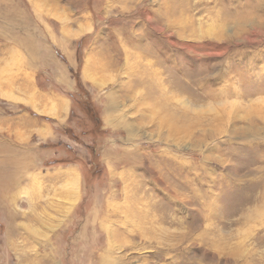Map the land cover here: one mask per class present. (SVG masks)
I'll use <instances>...</instances> for the list:
<instances>
[{"label": "rangeland", "instance_id": "1", "mask_svg": "<svg viewBox=\"0 0 264 264\" xmlns=\"http://www.w3.org/2000/svg\"><path fill=\"white\" fill-rule=\"evenodd\" d=\"M38 91L72 111L0 169V264H264V0H0V116L57 125Z\"/></svg>", "mask_w": 264, "mask_h": 264}, {"label": "crops", "instance_id": "2", "mask_svg": "<svg viewBox=\"0 0 264 264\" xmlns=\"http://www.w3.org/2000/svg\"><path fill=\"white\" fill-rule=\"evenodd\" d=\"M20 35L21 34H19L18 37ZM23 47L26 50H32L30 47ZM28 100H30L29 107L34 112H36V115L49 117L57 122V125H52L42 117L39 118L23 111L15 115L0 116V126H5V132L11 133L14 130L16 133H18L19 131L21 132L23 130L24 134L21 133L19 136L21 139L25 136L21 143L9 142L6 140L7 137H5V146L2 144V146L0 145V169L6 167V171L8 172L7 179L17 174V170L21 166V169H36V166L39 163L37 154L42 150L41 142L44 143L48 141H55V127H63L69 121L68 119L72 111L68 100H62L61 97L57 99V96L49 95L45 91L36 92ZM34 138L38 140L37 143H34ZM43 152L49 153L52 152V150L50 151L46 148L43 150ZM45 160L47 159L43 158V161ZM61 176L56 177L55 175V177L53 176V178H49V181L55 183L61 181L58 180L61 178ZM64 180L65 178L63 179V183L65 184L66 182Z\"/></svg>", "mask_w": 264, "mask_h": 264}, {"label": "bare ground", "instance_id": "3", "mask_svg": "<svg viewBox=\"0 0 264 264\" xmlns=\"http://www.w3.org/2000/svg\"><path fill=\"white\" fill-rule=\"evenodd\" d=\"M240 16V15H239ZM238 18V17H237ZM239 19V23L241 24V25H250L251 23H252V20H249V19H240V18H238ZM98 62V61H97ZM106 68V65H99L98 63H94L93 64V68L95 69V70H99L98 68ZM90 70V65L88 64L87 65V67H86V73H88V71ZM108 99H111V97H109ZM113 107V102H112V99H111V101H110V105H109V108L111 109V110H113L114 108H112ZM112 112V111H111ZM110 118V117H109ZM107 120H108V118H107ZM217 120V124H220V123H223L224 121H221V119H219V121H218V119H216ZM184 121V120H183ZM248 121H250V120H248ZM252 121V120H251ZM250 121V122H251ZM113 125V124H112ZM250 126V125H249ZM193 127V123H192V121H188V122H184L183 123V130H187V131H191V128ZM251 127V126H250ZM255 128V127H254ZM181 129V128H180ZM203 129V130H202ZM130 130V129H129ZM205 130H207V128L206 127H201V133L200 134H204V133H207ZM252 130V129H251ZM215 131V130H214ZM251 132V131H250ZM213 134V133H212ZM211 133H208V134H206V135H204L203 136V138L205 139V140H207L208 138H213V135H212ZM250 134V133H249ZM252 136H253V134H251ZM189 137H192V136H189ZM132 155V154H131ZM132 156H134V155H132ZM132 156H130L131 158H132ZM136 157V156H135ZM136 159H137V157H136ZM131 160V159H130ZM133 162V161H132ZM63 176V177H62ZM62 176H61V178L60 179H64L65 178V185H66V187L65 188H69L71 185V187H70V189L68 190V188H67V190H63V191H65V192H62L63 194L64 193H67V196H69V194H71V195H73L72 193H73V191L74 190H72L75 186V184L77 183L76 181L78 180V177L76 176V174H74L73 172H65V173H63L62 174ZM59 178V177H58ZM76 189V188H75ZM70 192V193H69ZM74 197V196H73ZM66 198V197H65ZM69 198V197H68ZM10 218H11V222H12V225L11 226H13V220H14V217L13 216H10ZM10 226V230H11V227ZM108 256H106L105 254L103 255V257L101 258V264H111V262L109 263V259L107 258ZM104 262V263H103Z\"/></svg>", "mask_w": 264, "mask_h": 264}]
</instances>
